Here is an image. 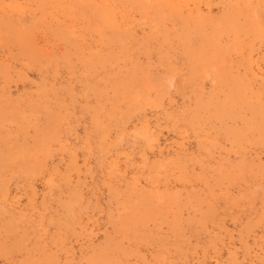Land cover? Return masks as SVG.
I'll use <instances>...</instances> for the list:
<instances>
[{"label":"rangeland","instance_id":"obj_1","mask_svg":"<svg viewBox=\"0 0 264 264\" xmlns=\"http://www.w3.org/2000/svg\"><path fill=\"white\" fill-rule=\"evenodd\" d=\"M0 264H264V0H0Z\"/></svg>","mask_w":264,"mask_h":264},{"label":"bare ground","instance_id":"obj_2","mask_svg":"<svg viewBox=\"0 0 264 264\" xmlns=\"http://www.w3.org/2000/svg\"><path fill=\"white\" fill-rule=\"evenodd\" d=\"M131 2V1H130ZM117 12V11H116ZM120 12V11H119ZM246 97V96H245Z\"/></svg>","mask_w":264,"mask_h":264}]
</instances>
